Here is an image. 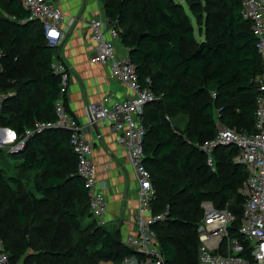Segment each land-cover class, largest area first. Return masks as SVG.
<instances>
[{
  "label": "trees",
  "instance_id": "16d2710c",
  "mask_svg": "<svg viewBox=\"0 0 264 264\" xmlns=\"http://www.w3.org/2000/svg\"><path fill=\"white\" fill-rule=\"evenodd\" d=\"M101 2L104 15L121 29L120 41L140 82L147 85L149 79L155 94L162 95L145 106L143 123L154 206L157 212L170 209L167 220L154 226L167 264H199L197 227L204 216L203 201L232 212L231 236L248 248L239 229L246 199L241 189L249 172L235 161L238 149L217 147L212 170L197 147L216 136L217 110L225 126L255 132L264 68L251 23L242 17L241 0H184L193 17L208 24L203 41L195 38L190 16L179 1ZM29 16L20 0H0V90L8 95L0 109V127L17 135L36 121H55L61 90L60 76L51 68L57 49L47 45L42 25ZM62 98L73 114L66 93ZM186 113L183 137L168 117ZM69 136L63 129H47L14 154L22 157L19 168L26 184L7 178L0 168V239L11 264H122L135 254L122 243L117 225L101 226L93 218ZM3 153L12 156L0 149V161ZM88 214L90 223L84 221Z\"/></svg>",
  "mask_w": 264,
  "mask_h": 264
},
{
  "label": "built area",
  "instance_id": "2783aa9c",
  "mask_svg": "<svg viewBox=\"0 0 264 264\" xmlns=\"http://www.w3.org/2000/svg\"><path fill=\"white\" fill-rule=\"evenodd\" d=\"M22 7L30 14L29 21L42 25L45 40L49 47L58 49L66 41L76 18L67 19L59 6V0H20ZM241 14L251 23L257 40V51L264 68V0H241ZM94 42L95 58L107 65L113 80L127 86L130 95L124 99L105 96L99 102L88 105L89 123H82L64 106L62 95L67 94L70 71L63 61L54 54L51 68L60 76V98L55 104V121H36L24 133H17L9 127H0V149L12 155L21 153L27 142L36 134L56 128L69 132V140L77 159V174L82 178L89 198V210L101 226H108L106 184L99 180L98 168L92 158L93 145L87 137L89 125H104L117 133V143L129 159L136 178L137 207L132 219V228L122 236V243L133 250L134 255L126 256L122 264H167L160 249L154 226L167 220L169 206L157 212L154 206L156 190L151 173L145 165L144 141L147 134L143 123L145 106L162 98L147 85L140 82L136 66L129 51L119 55L116 47L120 39V27L103 15L90 23ZM0 50V59L3 57ZM3 67L0 64V72ZM7 94L0 90V109L6 102ZM215 96V95H214ZM216 136L198 148L207 156V164L215 168L214 151L220 146H235L238 154L235 161L245 165L248 177L241 189L245 196L240 234L248 243V248L231 236L230 227L234 215L228 209H218L211 201H203L202 221L197 227L200 241L198 247L199 264H264V72L258 82L256 98L255 132H238L218 121ZM122 226V225H121ZM119 227V226H118ZM120 228V227H119ZM249 253L251 258H247ZM0 264H11L10 254L4 241L0 239ZM18 264H34L19 262Z\"/></svg>",
  "mask_w": 264,
  "mask_h": 264
},
{
  "label": "crops",
  "instance_id": "0c3cea01",
  "mask_svg": "<svg viewBox=\"0 0 264 264\" xmlns=\"http://www.w3.org/2000/svg\"><path fill=\"white\" fill-rule=\"evenodd\" d=\"M58 4L67 19H77L57 54L70 71L66 94L70 110L82 123L88 124L90 103L99 102L108 95L124 99L130 91L111 78L107 65L94 60L89 23L104 15L101 0H59ZM116 50L122 55L127 48L120 41ZM87 137L93 145L92 158L99 180L107 187V219L110 225L120 227L123 236L132 228L137 207L135 175L125 150L117 143V133L104 125H89Z\"/></svg>",
  "mask_w": 264,
  "mask_h": 264
},
{
  "label": "rangeland",
  "instance_id": "374dc122",
  "mask_svg": "<svg viewBox=\"0 0 264 264\" xmlns=\"http://www.w3.org/2000/svg\"><path fill=\"white\" fill-rule=\"evenodd\" d=\"M176 1H179L180 3H182L185 6V8L187 10V13L190 16V21H191L192 25L194 26L195 38L198 41H203L205 39V34H206V31H207L206 27L208 25L207 22L205 21V19L203 18L202 20L197 21L193 17V15L191 14V12L188 9V7L186 6L184 0H176ZM222 12H223V10H222ZM118 42H120V39H119ZM188 115L189 114L186 113V114H176L173 117H168L172 128L175 129V132L179 136L186 137L182 133L184 131L185 124H186L187 119H188ZM202 144L203 143H199V145H202ZM224 147H226V146H224ZM2 158H3V160L0 161V168L5 172V176L7 178L11 179V180L20 179L22 182L24 181V183L26 184L27 180L25 181V177L21 176L20 168H19L21 163H22V157L17 156V155H12V156L9 155V156H7L6 153H3V157ZM10 185H14V183L10 182ZM28 185H29V187H31V189L33 191L32 193L35 196H38V194H36L34 188H32V186L30 184H28ZM92 220H93V218L89 214L84 219L85 222H89V223ZM26 227H27V231L29 233V231H30L29 225H27ZM27 252L28 253L32 252V249L28 248ZM101 264H120V263H114L112 261H105V262H102Z\"/></svg>",
  "mask_w": 264,
  "mask_h": 264
},
{
  "label": "water",
  "instance_id": "95a60500",
  "mask_svg": "<svg viewBox=\"0 0 264 264\" xmlns=\"http://www.w3.org/2000/svg\"><path fill=\"white\" fill-rule=\"evenodd\" d=\"M24 233H25V235L28 234L27 227L24 229Z\"/></svg>",
  "mask_w": 264,
  "mask_h": 264
}]
</instances>
